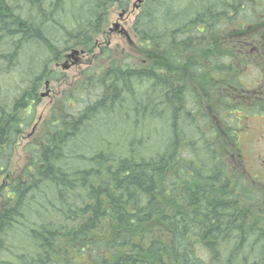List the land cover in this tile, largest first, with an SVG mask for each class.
I'll use <instances>...</instances> for the list:
<instances>
[{"label": "trees", "instance_id": "1", "mask_svg": "<svg viewBox=\"0 0 264 264\" xmlns=\"http://www.w3.org/2000/svg\"><path fill=\"white\" fill-rule=\"evenodd\" d=\"M24 1L35 17L17 14L20 7L14 0H0V34L40 39L44 25L52 23L62 28L67 43H74L69 48L94 54L108 9L119 0H88L82 20L67 13L65 0ZM233 1L230 10L249 6ZM144 4L134 32L147 66L119 69L112 63L107 69L85 71L89 93L93 86L99 98L92 95L76 109L67 96L63 112H55L41 138L29 144L25 168L0 190L5 203L0 211V264H264V180L249 173L240 141L251 115L264 113V82L252 89L238 72L244 68L240 58L249 61L254 54L252 46L264 47V24L256 34L254 16L242 25L238 39L230 32H214L217 9L206 4L191 22L196 31L180 37L185 29L175 24L178 13L171 6L157 20L164 2ZM43 5L54 14H47ZM58 12L64 23L55 17ZM260 13L264 21V9ZM17 43L12 40L8 46ZM15 53L0 59L12 63ZM97 57L112 58V52L104 48ZM134 80L150 81L151 88L134 95ZM37 91L28 89L15 99L10 112L0 106V178L7 175L11 150L24 131L17 113L27 98L38 100ZM127 92L138 98L116 105ZM132 106V113L143 114L145 125L161 134L159 147L151 152L137 153L123 143L116 148L115 142L102 140L119 124L117 109ZM108 118L111 123L106 124ZM95 119L102 121L97 128ZM155 120L164 124L163 131H156ZM256 161L264 173V154ZM32 218L21 244L12 234L14 226ZM9 234L24 248L6 262L1 257L9 250Z\"/></svg>", "mask_w": 264, "mask_h": 264}, {"label": "rangeland", "instance_id": "2", "mask_svg": "<svg viewBox=\"0 0 264 264\" xmlns=\"http://www.w3.org/2000/svg\"><path fill=\"white\" fill-rule=\"evenodd\" d=\"M87 1L88 0H65L64 6H66V8L69 6L70 11L66 10L67 13L75 15L77 19L82 20L85 17L83 9H86L88 6L86 4ZM120 1L121 0L108 9L107 19L104 20L100 29L101 32L95 38L97 48L94 54L80 56L79 64L71 66L70 69L67 70L62 68V64L66 61L67 54H70L71 48L69 47L73 46L74 43L69 44L66 42V39H63V30L61 27H56L52 23L51 25H49L50 23L45 24V27L43 26L45 29L43 32L41 31L40 39L35 38L33 34L23 38H20L19 36H11L10 38L4 36V34H0V55H8L16 50L15 57H13L15 58L14 62H4L0 59V106L6 105L9 111L15 99L21 97L28 89L33 91L34 88L38 89V100L31 99V97L27 98V105L17 113L18 120L24 131H22V135L18 137V142L11 150L12 154L7 173L10 177L8 178L7 175H4L0 178L1 189L2 187L6 188L8 186V179L19 175L22 169L25 168L29 161V153L31 151L27 150L29 144L41 138L46 129L45 122H47L49 118H52L55 112H63L61 108L66 102L69 104V97L72 98L70 101L75 105V108L81 109L88 103L92 95V99L94 100L100 96V92H97L93 86H91L92 92L89 93L90 86L86 74L84 75L85 71L87 72L89 69L98 70L99 68L102 70L107 69L112 63H116L115 66L119 69L128 67L145 68V66H147L148 62H146V55L144 56L141 48L137 46L139 42L133 31L134 24L137 21L136 18L138 19L140 16L145 4L142 3L140 9L138 8L136 0H123V8L120 6ZM242 1H245L246 4L249 5L248 8H246V11L242 9L239 11L230 10L229 8L232 6L231 4L234 2L233 0H161V2H164V4H162L163 8L161 7V10H163L161 11V14H157V20L163 18L162 13L164 12V7L171 6V8H173L172 12L178 13L176 20L177 23L175 24L178 25L177 27H181V30L185 29V31L179 33V36L182 37L187 33L191 34L196 31L197 26L191 23L192 20L195 19V14L200 12L202 5L210 4L218 9L216 13L217 18L211 22V30L214 32H230L231 34H234L235 38H238V36H241V33L238 31L243 29L242 25L252 21L254 16H256L254 27L258 31H261L263 29L264 21L261 17L262 13H260V11L264 9V1ZM26 2L27 1L24 0H14V6L16 5V8L20 7L17 13L22 14L23 12V14H25L24 16H30L32 14V17H35L36 15L34 16V13H31L33 11L30 10L28 2ZM187 5H192L193 8L191 11ZM34 6L37 10L38 5L35 4ZM43 8L47 14H54V12H48L47 5H43ZM256 8H258L259 13L256 11ZM186 10L187 12H185ZM123 11L126 12L123 13ZM60 12H58L55 17L61 23H64V19L61 17L62 14ZM225 12H228V14L225 15ZM38 14H40V12ZM122 14L123 18L121 17ZM222 18L224 19V22L222 21ZM115 23L119 24L121 28L123 27L126 32H122L120 30L121 28L114 31ZM175 24L170 26L173 27ZM215 25H218L219 29L214 30L213 28ZM46 26L51 27V32H48ZM156 26H158V30L161 29L159 24ZM70 28L72 27H68V29ZM12 40H18L19 43H17L16 47L14 46L13 48H10L8 42ZM104 48H107L112 52V58L97 57L102 53ZM78 49L82 50L81 48ZM57 50L62 51L59 56H56L55 54ZM261 52L262 54H256L255 57H249V61L240 58L244 68L239 67V76L249 87L254 86L252 89L256 88L261 81L264 82V78H262L264 77V47H261ZM234 60L235 65L237 64V60L236 58H234ZM227 62H229V60ZM45 64L48 67V70L44 69ZM58 75H60V77L62 76V80H55V77ZM39 76L45 77L40 84L36 81ZM47 77H50V79ZM46 81H50L48 87L45 85ZM130 87H132L134 95L140 91L142 94L151 88V82L146 81L144 84L142 81L137 82L134 80ZM137 98V95L135 98L131 95V92H127L122 98L116 99L115 103H117V105H120L123 102L132 103L134 99L136 100ZM132 108L133 106L125 110L119 109L116 111L114 115L121 117V119L118 125L116 124L115 126H112L113 131H109L108 134H111L112 136H107V139H102L104 142L106 141L104 144H107L108 141H113L115 143L112 146L120 147L122 145L121 143H123L132 150L137 151V153L142 151L144 154L145 151L151 152V150L157 149L161 140V134H155L152 129L153 126L148 128V126L145 125L146 122L144 115L132 113ZM108 116H101L100 119H105ZM32 118L33 120L31 122ZM110 119L111 118H108L106 120V124L111 123ZM116 119L117 117H115L114 120ZM97 122L101 123L102 121L95 119L93 123L95 126L93 127L97 128ZM247 123L245 129L240 132V141L245 147L244 157L247 161L249 173L252 176L258 174L259 178L263 181L264 173L260 172L258 169L256 157L259 154H264V113H254L251 115V118L247 120ZM154 126L157 128L156 131H163L164 129V124L160 121ZM95 131L91 136H96ZM106 131H108V129ZM4 205V199L0 198V211L3 210ZM33 220L34 218H32L31 221L21 220V223L17 224L18 226H14L15 231L12 234L15 235V238H18L21 244L27 240V234L25 231L28 226L32 225ZM12 234L11 236L9 234L8 238L9 250L1 257V261L7 262L9 260H14V256L20 255V253L23 252L21 251L23 246H19V244L16 243L18 240L15 238L13 239Z\"/></svg>", "mask_w": 264, "mask_h": 264}, {"label": "bare ground", "instance_id": "3", "mask_svg": "<svg viewBox=\"0 0 264 264\" xmlns=\"http://www.w3.org/2000/svg\"><path fill=\"white\" fill-rule=\"evenodd\" d=\"M22 1V0H21ZM211 1V0H210ZM212 1H214V0H212ZM220 1V0H219ZM6 2V1H5ZM70 2V1H69ZM178 2V1H177ZM202 2V1H201ZM21 3H23V2H21ZM27 3V2H26ZM160 3V2H159ZM179 3V2H178ZM10 4V3H9ZM230 4V3H229ZM21 5V4H20ZM49 5V4H48ZM163 8V7H162ZM184 8V7H183ZM205 8V7H204ZM231 8V7H230ZM229 8V9H230ZM242 8V7H241ZM239 9V8H238ZM218 10V9H217ZM21 11V10H20ZM19 11V12H20ZM162 11V10H161ZM195 12V11H194ZM29 13V12H28ZM42 13V12H41ZM15 14H16V12H15ZM18 14V13H17ZM37 15V14H36ZM40 15V14H39ZM193 15V14H192ZM196 15V14H195ZM22 16V15H21ZM35 16V15H34ZM50 16V15H49ZM32 17V16H31ZM40 18V17H39ZM42 18V17H41ZM40 18V19H41ZM191 18V17H190ZM207 18V17H206ZM163 19V18H162ZM30 20V19H29ZM37 20V19H36ZM38 21V20H37ZM23 23V22H22ZM30 23V22H29ZM39 24V23H38ZM15 26V25H14ZM33 38V37H32ZM36 38V37H35ZM74 38V37H73ZM17 39V38H16ZM31 40V39H30ZM32 41V40H31ZM11 42V41H10ZM19 43V42H18ZM53 44V43H52ZM3 45V44H2ZM11 48V47H10ZM3 49V48H2ZM6 50V49H5ZM10 50V49H9ZM13 50V49H12ZM20 51V50H19ZM5 52V51H4ZM9 52V51H8ZM13 52V51H12ZM163 85V84H162ZM159 87V86H158ZM165 89V88H164ZM124 92V91H123ZM129 93V92H128ZM102 96V95H101ZM99 97V96H98ZM98 97H97V99H98ZM144 97V96H143ZM20 98V97H19ZM136 98V97H135ZM101 99V98H100ZM103 99V98H102ZM104 100V99H103ZM107 100H109V99H107ZM1 101V100H0ZM91 101V100H90ZM98 101V100H97ZM99 102V101H98ZM107 102V101H106ZM101 103H102V101H101ZM105 103V102H104ZM113 104V103H112ZM13 105V104H12ZM117 105V104H116ZM124 105V104H123ZM120 106V105H119ZM102 107V106H101ZM118 107V106H117ZM118 110V109H117ZM10 112V111H9ZM92 113V112H91ZM1 115V114H0ZM14 115V114H13ZM7 116V115H6ZM179 119V118H178ZM86 120V119H85ZM88 120V119H87ZM160 121V120H159ZM91 122V121H90ZM82 125V124H81ZM64 127V126H63ZM80 127V126H79ZM135 129V128H134ZM109 131V130H108ZM128 132V131H127ZM108 133V132H107ZM77 135V134H76ZM83 135V134H82ZM70 139V138H69ZM71 140V139H70ZM87 140V139H86ZM117 140V139H116ZM69 141V140H68ZM72 141V140H71ZM73 142V141H72ZM86 142V141H85ZM90 142V141H89ZM106 142V141H105ZM85 147V146H84ZM115 147V146H114ZM118 147V146H117ZM81 149V148H80ZM121 149V148H120ZM110 150V149H109ZM57 151V150H56ZM94 151V150H93ZM130 151V150H129ZM82 152V151H81ZM72 153V152H71ZM124 154V153H123ZM68 155V154H67ZM94 155V154H93ZM135 156V155H134ZM38 158V157H37ZM75 158V157H74ZM77 158V157H76ZM115 158V157H114ZM70 160V159H69ZM81 160V159H80ZM74 161H76V160H74ZM149 161V160H148ZM65 162V161H64ZM87 162V161H86ZM89 163V162H88ZM106 163V162H105ZM72 164V163H71ZM103 164V163H102ZM70 165V164H69ZM99 167V166H98ZM148 168V167H147ZM84 169V168H83ZM88 169V168H87ZM139 169V168H138ZM4 170V169H3ZM102 170H104V169H102ZM106 172V171H105ZM155 173H157V172H155ZM158 174V173H157ZM98 175V174H97ZM155 175V174H154ZM159 175V174H158ZM104 176H105V174H104ZM54 177V176H53ZM146 177V176H145ZM39 178V177H38ZM56 178V177H55ZM43 179V178H42ZM155 179V178H154ZM48 180V179H47ZM108 181V180H107ZM47 182V181H46ZM148 183V182H147ZM78 184V183H77ZM61 185V184H60ZM40 186V185H39ZM46 186V185H45ZM54 186V185H53ZM67 186V185H66ZM61 187V186H60ZM65 187V186H64ZM33 189V188H32ZM43 189V188H42ZM70 190V189H69ZM27 195V194H26ZM94 199V198H93ZM92 199V200H93ZM205 220V219H204ZM203 221V220H202ZM215 222V221H214ZM222 222V221H221ZM225 223V222H224ZM4 227V226H3ZM29 227V226H28ZM31 227V226H30ZM22 228V227H21ZM11 230V229H10ZM14 230V229H13ZM236 230V229H235ZM234 230V231H235ZM192 231V230H191ZM195 231V230H194ZM237 231V230H236ZM242 231V230H241ZM197 233V232H196ZM234 235H235V232L233 233ZM1 235V234H0ZM10 236H11V234H10ZM31 237V236H30ZM57 237V236H56ZM29 239V238H28ZM228 239V238H227ZM6 242V241H5ZM13 242V241H12ZM11 242V243H12ZM44 242V241H43ZM6 243H8V242H6ZM21 243V242H20ZM20 243H19V245H20ZM10 244V243H9ZM12 245V244H11ZM23 246V245H22ZM6 247H8V246H6ZM5 247V248H6ZM26 247V246H25ZM2 248V247H1ZM24 248V247H23ZM42 250V249H41ZM25 253V252H24ZM28 253V252H27ZM190 253V252H189ZM26 255V254H25ZM3 256V255H2ZM7 256V255H6ZM193 256V255H192ZM5 257V256H4ZM29 257V256H28ZM194 257V256H193ZM28 259V258H27Z\"/></svg>", "mask_w": 264, "mask_h": 264}, {"label": "water", "instance_id": "4", "mask_svg": "<svg viewBox=\"0 0 264 264\" xmlns=\"http://www.w3.org/2000/svg\"><path fill=\"white\" fill-rule=\"evenodd\" d=\"M74 54H79V52H77V51H74Z\"/></svg>", "mask_w": 264, "mask_h": 264}, {"label": "flooded vegetation", "instance_id": "5", "mask_svg": "<svg viewBox=\"0 0 264 264\" xmlns=\"http://www.w3.org/2000/svg\"><path fill=\"white\" fill-rule=\"evenodd\" d=\"M74 58V57H73Z\"/></svg>", "mask_w": 264, "mask_h": 264}]
</instances>
